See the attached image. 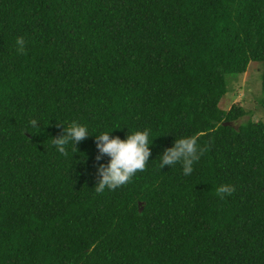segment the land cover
Segmentation results:
<instances>
[{"label":"trees","instance_id":"1","mask_svg":"<svg viewBox=\"0 0 264 264\" xmlns=\"http://www.w3.org/2000/svg\"><path fill=\"white\" fill-rule=\"evenodd\" d=\"M250 61L253 107H219ZM144 130L145 170L96 193V136ZM191 136L192 174L161 169ZM0 264H264V0H0Z\"/></svg>","mask_w":264,"mask_h":264},{"label":"clouds","instance_id":"2","mask_svg":"<svg viewBox=\"0 0 264 264\" xmlns=\"http://www.w3.org/2000/svg\"><path fill=\"white\" fill-rule=\"evenodd\" d=\"M16 44L17 52L22 54L25 50L24 37H18ZM30 124L33 128L38 127L35 119H32ZM88 134L85 126L72 122L64 128L62 135L52 138V144L61 155L67 156V145L72 143L76 148V145L84 140ZM148 138V130L129 134L125 140L119 137L112 138L108 132L96 136L97 147L100 152L96 156V161L99 162L104 155L110 157L109 163L97 164L96 193H103L106 188L115 190L127 184L137 171L145 170L146 163L151 155ZM197 140V136L178 138L174 142V146L166 149L159 158L160 168L162 169L165 165L173 166L181 163L183 173L191 175L193 164L199 161L201 156L207 151L206 146L198 148ZM234 192L235 187L228 184L216 189V194L221 199L224 198L225 194L231 195Z\"/></svg>","mask_w":264,"mask_h":264},{"label":"rangeland","instance_id":"3","mask_svg":"<svg viewBox=\"0 0 264 264\" xmlns=\"http://www.w3.org/2000/svg\"><path fill=\"white\" fill-rule=\"evenodd\" d=\"M260 64L257 61H250L245 73L236 75L237 78H233V87H227V92L219 101V107L228 109L232 103H239L244 101L246 108L253 107L254 93L260 92ZM235 77L232 74L227 75V80ZM250 100V101H249ZM257 116H259L257 114ZM257 118L256 116L253 117Z\"/></svg>","mask_w":264,"mask_h":264}]
</instances>
